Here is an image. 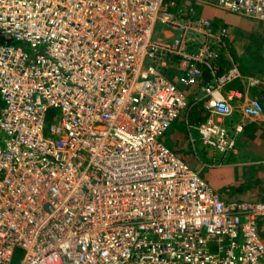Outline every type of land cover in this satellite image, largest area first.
<instances>
[{
    "label": "built area",
    "instance_id": "built-area-1",
    "mask_svg": "<svg viewBox=\"0 0 264 264\" xmlns=\"http://www.w3.org/2000/svg\"><path fill=\"white\" fill-rule=\"evenodd\" d=\"M192 1L264 21V0ZM176 2L0 0V264L17 247L20 264H264V200L221 201L160 139L190 105L172 65L208 97L197 131L222 154L242 98L222 93L237 67H214L224 30ZM239 109L264 121L255 97Z\"/></svg>",
    "mask_w": 264,
    "mask_h": 264
},
{
    "label": "crops",
    "instance_id": "crops-1",
    "mask_svg": "<svg viewBox=\"0 0 264 264\" xmlns=\"http://www.w3.org/2000/svg\"><path fill=\"white\" fill-rule=\"evenodd\" d=\"M188 3L193 7L191 9L192 12L196 9L197 14L194 15L195 17L189 14L187 16L197 18V15H202L212 19V24L215 27L220 25L221 28L227 29L226 36L224 37V34L221 36L222 40L227 44L226 49L221 48L217 50L219 56L214 61V67L216 73H221L235 65L239 71V76L227 82L222 89V93L225 95L234 89L240 91L242 95V98L239 100L236 99L231 102L235 108L223 121V125L229 134L234 136V151L227 152L224 155L221 154L223 157H219L220 153L213 151L201 143L198 133L195 130H192L191 134L194 135L195 140L200 143L203 149L216 154V158L222 160L219 169L224 170L222 173L224 185L228 186L235 180L237 184L234 189L248 193L251 196V199H239L240 201L233 202L247 203L264 200V121L245 117L239 109L241 101L244 98H257L255 85L259 84L264 77V21L226 12L218 7L204 4L200 1H190ZM188 11L191 12L190 10ZM245 19H250L253 22L245 21ZM193 49H195L194 46ZM174 68L175 71L174 69H170L172 73L168 78L179 88L183 89V86L176 80L178 74L176 72V64H174ZM209 80H212V77L208 72H205L200 85ZM234 84L241 89L234 87ZM188 92L190 95V97L188 95V100L191 109L189 108L187 117H189L190 113L192 114L191 118H193V115L196 116V118L189 119L188 125L197 124L206 115L208 97L201 91L200 86L188 88ZM262 104L264 107V102ZM180 119L174 123L176 125H182L183 123H181ZM175 124H172L168 131H166L165 136L170 134V131L175 127L174 131L177 133L176 139L182 138L184 142H190L191 134H189V138L187 134L189 130L186 128L187 133H185L180 128L182 126H175ZM238 124L242 125L241 131L234 130V127ZM165 136L162 142L166 145ZM236 143L240 145L237 147ZM228 156L233 160H226L225 157L228 158ZM238 182H241L243 185H239Z\"/></svg>",
    "mask_w": 264,
    "mask_h": 264
},
{
    "label": "rangeland",
    "instance_id": "rangeland-1",
    "mask_svg": "<svg viewBox=\"0 0 264 264\" xmlns=\"http://www.w3.org/2000/svg\"><path fill=\"white\" fill-rule=\"evenodd\" d=\"M167 1H169V0H167ZM190 1H192V0H177L176 6L172 7L171 10H173V11L178 10L179 13L186 14V15L189 14V15H193L194 16V15L197 14V10L195 9L196 12L195 11L192 12L191 9L193 7L191 6V4L188 3ZM189 7H191V8L189 9ZM188 10H190L191 12H189ZM200 17H204V16L197 15V18H200ZM246 20L249 21V22H253L250 19H245V21ZM214 28L216 30H221V29L224 30V37L226 36V31H227L226 28H221L220 25L216 26V27L214 26ZM169 33H170V31H169ZM177 33H178L177 31H173V35L174 36H176ZM169 36H171V35H169V34L166 35L164 26L162 24H160L159 22H157L155 24V26H154V30H153V33H152V37L154 38V40L163 41V42H167V41L172 42L173 38H171ZM15 44L16 45H22L21 42H15ZM226 45L227 44L225 43V46ZM170 69L171 70L175 69L174 65H172L171 68L165 70V73L167 74L168 77L172 73V71ZM177 73L178 74H177L176 80L179 83V80H178L179 72H177ZM182 86H183L182 90H184L186 92L187 96H188L189 95L188 88L186 86H184V85H182ZM189 97H190V95H189ZM262 106H263V104H262ZM189 108H190V105L182 113V115L180 117H178V119L181 118L180 121L183 124L182 125L177 124L179 126H182L180 128H182V130L185 133H187L186 128L189 130L188 133H187L188 134V138H189V134H191L192 130L193 131L195 130L198 133L197 126L201 122L200 121L197 124H189L191 126L188 125V123H189L188 121H190L189 117H187V113L189 111ZM263 110H264V107H263ZM59 114H60L59 109L49 108L48 111H47V122H50V121H53L54 119H57ZM178 119H176L175 121L177 122ZM174 122L172 124L176 123V122L175 123ZM172 124L169 126V128L172 126ZM177 125L175 124V126H177ZM168 129L166 131H168ZM174 130H175V127H174L173 130L170 131L171 133L166 135V136H165L166 131H164L162 136H160L161 137L160 138L161 141H162V139H164L163 137L165 136L166 146L177 157H179L188 167H190L193 171L197 172L198 175L207 184V186H209L211 188V190H213L221 199H223L225 201H228V202L240 201L239 199H241V200L242 199H251V196L248 193H243L241 191H236L234 189L236 184H237L235 180H233L232 183L230 185H228V186L224 185V178L222 176V173L224 172V170L219 169V166L222 164V160L221 159L218 160L216 158V154H213L209 150L203 149L200 146V143L197 140H195V137L192 134H191V137H190V142H186V141L184 142L182 138L176 139L177 133ZM198 137H199V134H198ZM201 143H202V141H201ZM239 145H240L239 143H236L237 147ZM183 147H185V148H183ZM237 147H236V150H237ZM208 148H210V147H208ZM213 151H215V150H213ZM215 152H218V151H215ZM218 153H220V152H218ZM221 154L222 153L219 154V157L222 156ZM229 157L230 156H228V158L225 157V159L229 160V161L233 160V159H231ZM239 185L242 186L243 184H241V182H240ZM22 256H23V249L20 248V247L15 248V250L13 252V255H12V258H11V264H20Z\"/></svg>",
    "mask_w": 264,
    "mask_h": 264
},
{
    "label": "trees",
    "instance_id": "trees-1",
    "mask_svg": "<svg viewBox=\"0 0 264 264\" xmlns=\"http://www.w3.org/2000/svg\"><path fill=\"white\" fill-rule=\"evenodd\" d=\"M175 71V69H174ZM235 86L234 87H238L236 84H234ZM256 89H257V99L261 102H264V77L262 78V81L259 82V84H256ZM239 89H241L240 87H238ZM261 102V103H262ZM192 117V114L190 113L189 114V119H193V118H196L195 115H193V118ZM204 119V118H203ZM202 121V120H200Z\"/></svg>",
    "mask_w": 264,
    "mask_h": 264
},
{
    "label": "bare ground",
    "instance_id": "bare-ground-1",
    "mask_svg": "<svg viewBox=\"0 0 264 264\" xmlns=\"http://www.w3.org/2000/svg\"><path fill=\"white\" fill-rule=\"evenodd\" d=\"M214 192V191H213ZM215 193V192H214ZM216 194V193H215ZM218 196V195H217ZM218 198L221 200V201H224V202H226V203H231V202H233V201H231V202H228V201H225V200H223V199H221L219 196H218ZM182 203V202H181ZM223 205V204H222ZM224 206V205H223Z\"/></svg>",
    "mask_w": 264,
    "mask_h": 264
}]
</instances>
